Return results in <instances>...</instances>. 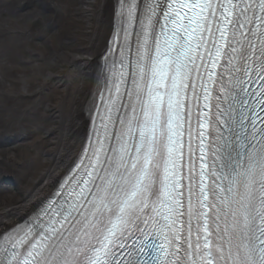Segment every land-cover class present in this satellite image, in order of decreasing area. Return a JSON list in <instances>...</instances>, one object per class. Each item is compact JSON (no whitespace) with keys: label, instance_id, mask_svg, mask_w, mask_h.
Here are the masks:
<instances>
[{"label":"snow or ice","instance_id":"snow-or-ice-1","mask_svg":"<svg viewBox=\"0 0 264 264\" xmlns=\"http://www.w3.org/2000/svg\"><path fill=\"white\" fill-rule=\"evenodd\" d=\"M99 60L0 264H264V0H115Z\"/></svg>","mask_w":264,"mask_h":264},{"label":"bare ground","instance_id":"bare-ground-1","mask_svg":"<svg viewBox=\"0 0 264 264\" xmlns=\"http://www.w3.org/2000/svg\"><path fill=\"white\" fill-rule=\"evenodd\" d=\"M19 0L21 13L26 15L23 28L25 33L37 37L55 27V34L64 33L62 43L54 46L56 36H48V46H40L27 59L26 66L32 67L30 75L21 72V91L27 100L35 101L49 87H57L58 98L48 94L45 110L51 121L47 130L36 139V146L46 145L42 160L31 159L27 171L30 174L20 177V171L26 167V160L19 157L16 144L30 137L21 122V131L15 136L6 132L12 129V123L6 121L0 132V231L25 217L34 206L53 190V185L65 172L80 149L85 131L86 116L84 102L94 87L95 61L106 45L110 34V21L114 9L113 0ZM47 4L50 11L42 9ZM63 13V14H61ZM67 14V16L65 15ZM65 17L60 25L56 20ZM57 23V24H56ZM84 26L82 31L81 26ZM1 26V25H0ZM84 42H81L80 39ZM45 42V43H46ZM8 63L0 61V72ZM32 70V71H33ZM68 70L67 75L63 72ZM2 75V73H1ZM35 78V87L31 81ZM43 120V121H44ZM31 158V157H30Z\"/></svg>","mask_w":264,"mask_h":264},{"label":"rangeland","instance_id":"rangeland-1","mask_svg":"<svg viewBox=\"0 0 264 264\" xmlns=\"http://www.w3.org/2000/svg\"><path fill=\"white\" fill-rule=\"evenodd\" d=\"M64 1L67 5L69 4L68 0ZM42 9L50 11L47 4L42 5ZM65 15L67 16L66 13ZM25 20L26 15L21 13L19 0H0V61L3 60L8 63V67L0 72V128L3 127L6 121L12 123L11 131L6 133L8 136H15L21 131L20 124L22 122L25 127L24 130L31 134L30 137L15 146L18 149L19 157L26 160V167L19 170L22 178L30 174L27 171L30 165L28 161L31 159L42 160L46 145L36 146V140L33 141L32 138L35 135L37 139L39 134L41 136L52 123L44 120L45 117H49L45 110L48 94H53L55 98H58L59 95L57 93H60L56 86H51L35 101L31 102L26 99V96L21 91V72H27L30 75L32 74L31 72H34L32 67L26 66L27 59L34 54V51L39 52L41 48L40 46H32L33 42L36 44L40 42L36 41L37 37L35 38L25 33V28H23L24 25L26 26ZM56 21L61 25L66 20L65 17L58 15ZM55 27L49 26L47 31L39 35V39H43L40 45L48 46L46 41H48L50 34L51 36L55 34ZM81 28L82 31L80 32H83L85 27L82 25ZM64 35L65 32L59 33V35L57 33V36L55 34L56 38L54 41L52 40L53 45L57 47V45L62 43ZM78 39L84 42L83 39ZM68 73V70H65L63 75ZM34 80L35 78L31 81V89L36 85ZM0 132L5 134L4 129H1Z\"/></svg>","mask_w":264,"mask_h":264}]
</instances>
